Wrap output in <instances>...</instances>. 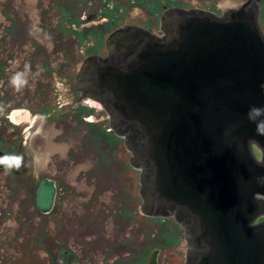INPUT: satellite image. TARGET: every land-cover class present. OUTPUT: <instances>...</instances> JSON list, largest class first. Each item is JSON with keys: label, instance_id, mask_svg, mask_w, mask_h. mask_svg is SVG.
<instances>
[{"label": "water", "instance_id": "water-1", "mask_svg": "<svg viewBox=\"0 0 264 264\" xmlns=\"http://www.w3.org/2000/svg\"><path fill=\"white\" fill-rule=\"evenodd\" d=\"M161 22L164 34L114 28L108 54L84 58L75 100L91 97L108 111L141 169L142 212L174 214L185 227L184 264H264V220L255 221L264 212V134L248 115L264 108L259 0L223 14L171 7ZM56 190L53 178L40 179L42 211Z\"/></svg>", "mask_w": 264, "mask_h": 264}, {"label": "rangeland", "instance_id": "rangeland-1", "mask_svg": "<svg viewBox=\"0 0 264 264\" xmlns=\"http://www.w3.org/2000/svg\"><path fill=\"white\" fill-rule=\"evenodd\" d=\"M104 3L0 0V87L6 75L11 101L19 99L30 114L43 115L33 139L37 177L51 176L62 187L57 209L45 214L35 209L27 185L0 187L1 205L8 207L0 224V264H60L56 239L85 264L144 260L153 248L160 249L157 264L185 262L187 244L177 221L142 212L140 169L130 163L132 152L112 129L108 111L91 97L75 100L80 90L71 88L86 52L107 53L99 31L135 18L133 11L104 10ZM261 5L264 18V1ZM105 14L112 20L104 24ZM25 64L31 65L28 83L16 91L11 78ZM111 131L121 141L110 137Z\"/></svg>", "mask_w": 264, "mask_h": 264}, {"label": "flooded vegetation", "instance_id": "flooded-vegetation-1", "mask_svg": "<svg viewBox=\"0 0 264 264\" xmlns=\"http://www.w3.org/2000/svg\"><path fill=\"white\" fill-rule=\"evenodd\" d=\"M201 1L202 0H104L105 2L104 10L119 9L120 11H118L117 14L121 12L130 13L133 11L134 13H136V15L135 18L129 16L127 19L121 20L118 24L114 26L102 28L99 31V34L100 36L107 38L108 34L114 28L127 24L141 25L148 28L152 32L158 34H164V31L162 30V22H161L162 14L171 7H181L186 9H191V8L206 9L213 11L217 14H223L224 11L227 10L228 8L239 6L246 0H234V1L228 0L227 3L225 2L224 4L223 3L220 4L219 2H217V0H212L213 1L212 3L207 2L206 5H202ZM262 1L264 0L259 1L260 23L264 31L263 8L261 5ZM48 4H46L44 8H46ZM66 5H67L65 6L66 9L68 8L72 10V8L68 5L73 6V4L66 3ZM4 14L5 13L3 11V15ZM111 20H112L111 17L106 14L102 18V22H104V24L107 22H111ZM8 27H10V24H8ZM63 54L65 55V53ZM107 54H108V50L107 53H105L104 55ZM88 55H89L88 52H86L84 58ZM5 81H6V75L4 82L2 79V83L0 87L2 90V94L0 97V150L3 151L5 155L22 156L23 163L18 170L13 168L10 171H6L4 166L0 168V178H1L0 187H6L7 189L11 190L14 187L22 188L23 186L25 187V185H27L30 191L32 193L34 192L35 194L34 196L35 209L40 214H45L39 209L36 202V188L42 177L40 176L37 177V173H36L37 154H36V149L33 146V139H35V135L39 133L41 130L43 115L31 111V114L28 116L23 112H19L21 109H25L28 107H25L23 103L19 101V99L18 101H16L15 99L11 101V96L13 95L8 93L6 89H4V87L6 86ZM60 85H62L63 88L65 86L64 82H61ZM251 146L257 159L259 161H262V156H263L262 147L259 146L255 141H251ZM140 173H141V169H140ZM46 177L53 178L51 176H46ZM54 180L56 181L57 184V196L52 210L55 211L57 209L56 203L61 186L59 185V181L57 179ZM258 197L264 199V195L262 194H260ZM0 198H1V191H0ZM1 199H0V224L2 222V217L5 215L8 208L6 207L7 205L5 206L1 205V203L3 202L2 201L3 199L2 200ZM162 218L164 220H166L167 218H171L176 221V218L173 215ZM261 220H264V215L261 216L257 221H261ZM178 224L182 227L185 234V228L180 223ZM185 239H186V234H185ZM54 242L57 243L56 244L57 246H55V250L57 252L54 253V257L57 259V253H58L59 255L58 260L60 261V264H73L75 261H78L79 264H85L77 255L74 254V252L70 248L60 246V244H58L57 242V239ZM125 245L126 244H123L121 246H125ZM153 249L154 251L150 249L144 260H138L137 257L136 258L130 257L128 261L122 262V264H157L160 249L158 248L157 249L153 248ZM115 261L116 260L113 259V263Z\"/></svg>", "mask_w": 264, "mask_h": 264}, {"label": "clouds", "instance_id": "clouds-1", "mask_svg": "<svg viewBox=\"0 0 264 264\" xmlns=\"http://www.w3.org/2000/svg\"><path fill=\"white\" fill-rule=\"evenodd\" d=\"M31 65L25 64L24 71L17 72L11 78V84L16 89V91H20L22 87L26 86L28 83L27 73L30 72ZM38 74V73H37ZM249 119L253 122L257 123V130L259 133L264 134V108H256L252 107L249 110ZM23 157L20 155H4L0 156V165L4 166L6 171H10L13 168L19 169L22 166Z\"/></svg>", "mask_w": 264, "mask_h": 264}, {"label": "bare ground", "instance_id": "bare-ground-1", "mask_svg": "<svg viewBox=\"0 0 264 264\" xmlns=\"http://www.w3.org/2000/svg\"><path fill=\"white\" fill-rule=\"evenodd\" d=\"M260 1V0H259ZM259 24H260V26H261V23H260V6H259ZM261 29H262V31H263V28H262V26H261ZM263 33H264V31H263ZM108 49V48H107ZM253 151V150H252ZM253 153H254V151H253ZM254 156H255V158L257 159V157H256V155H255V153H254ZM258 160V159H257ZM259 161V160H258ZM1 168V167H0ZM55 183H56V181H55ZM140 184H141V182H140ZM56 188H57V184H56ZM260 194H262V193H260V192H257V197L260 195ZM263 195V194H262ZM56 196H57V190H56ZM56 196H55V201H56ZM259 198V197H258ZM54 204H55V202H54ZM38 206V205H37ZM54 206V205H53ZM40 209V208H39ZM53 209V207L50 209V211ZM41 210V209H40ZM42 211V210H41ZM50 211H47V212H45V211H42V212H44V213H48V212H50ZM148 215V214H147ZM174 216L175 218H176V216L174 215V214H167V215H163V216H161V217H168V216ZM264 215V212L263 213H261L260 215H259V217H257V219L255 220V221H257L261 216H263ZM149 216H156V215H149ZM176 221H177V219H176ZM178 222V221H177ZM178 223H180V222H178ZM181 224V223H180ZM182 225V224H181ZM183 226V225H182ZM184 227V226H183ZM185 228V227H184ZM187 241V240H186Z\"/></svg>", "mask_w": 264, "mask_h": 264}, {"label": "trees", "instance_id": "trees-1", "mask_svg": "<svg viewBox=\"0 0 264 264\" xmlns=\"http://www.w3.org/2000/svg\"><path fill=\"white\" fill-rule=\"evenodd\" d=\"M110 137L116 138L117 140L121 141V138L118 137V135H116V133L113 131L108 133Z\"/></svg>", "mask_w": 264, "mask_h": 264}]
</instances>
